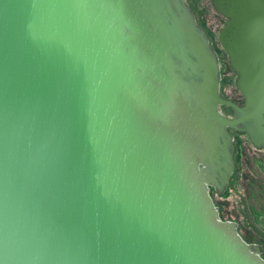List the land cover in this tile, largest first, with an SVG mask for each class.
<instances>
[{"label":"water","instance_id":"water-1","mask_svg":"<svg viewBox=\"0 0 264 264\" xmlns=\"http://www.w3.org/2000/svg\"><path fill=\"white\" fill-rule=\"evenodd\" d=\"M211 3L241 104L187 0H0V264H264L210 194L264 150V0Z\"/></svg>","mask_w":264,"mask_h":264},{"label":"rangeland","instance_id":"rangeland-1","mask_svg":"<svg viewBox=\"0 0 264 264\" xmlns=\"http://www.w3.org/2000/svg\"><path fill=\"white\" fill-rule=\"evenodd\" d=\"M197 21L209 36L212 47L219 56L221 65V92L241 104L243 96L236 88V73L230 67L228 57L218 41V33L225 17L212 6L211 0H187ZM221 110L228 115L232 111L223 105ZM234 169L227 191L223 195L212 193L222 219L237 223L241 236L264 246V150L251 144L245 133L232 131ZM264 258V252L262 254Z\"/></svg>","mask_w":264,"mask_h":264},{"label":"flooded vegetation","instance_id":"flooded-vegetation-1","mask_svg":"<svg viewBox=\"0 0 264 264\" xmlns=\"http://www.w3.org/2000/svg\"><path fill=\"white\" fill-rule=\"evenodd\" d=\"M192 10H193V8H192ZM195 13V12H194ZM196 19H197V16H196ZM199 23V22H198ZM201 23V22H200ZM199 23V24H200ZM202 25V24H201ZM206 31V30H205ZM207 33V32H206ZM209 37V36H208ZM220 88H221V84H220ZM245 239V238H244ZM247 242H251V241H248L247 239H245ZM253 243H258V244H261V243H259V242H253ZM262 245V244H261ZM263 246V245H262ZM263 252H264V246H263ZM263 254V253H262Z\"/></svg>","mask_w":264,"mask_h":264},{"label":"trees","instance_id":"trees-1","mask_svg":"<svg viewBox=\"0 0 264 264\" xmlns=\"http://www.w3.org/2000/svg\"><path fill=\"white\" fill-rule=\"evenodd\" d=\"M213 192H214V191L211 189L210 194L212 195Z\"/></svg>","mask_w":264,"mask_h":264}]
</instances>
